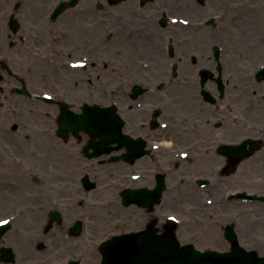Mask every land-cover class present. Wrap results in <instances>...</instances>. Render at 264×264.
<instances>
[{
	"label": "flooded vegetation",
	"instance_id": "obj_1",
	"mask_svg": "<svg viewBox=\"0 0 264 264\" xmlns=\"http://www.w3.org/2000/svg\"><path fill=\"white\" fill-rule=\"evenodd\" d=\"M40 192L61 240L172 219L197 249L264 251V0H0V264Z\"/></svg>",
	"mask_w": 264,
	"mask_h": 264
},
{
	"label": "rangeland",
	"instance_id": "obj_2",
	"mask_svg": "<svg viewBox=\"0 0 264 264\" xmlns=\"http://www.w3.org/2000/svg\"><path fill=\"white\" fill-rule=\"evenodd\" d=\"M102 68L101 66L99 67ZM112 67L109 66V70ZM121 68V67H120ZM36 199L32 206V216L34 221L31 224H27L25 220L28 222L27 218H21L19 221H15L10 226L9 231H7L6 235L3 239H7L8 242L11 243V247L15 254V262L13 264H22L26 257H32V264H56V262H63L67 260H75L79 259L81 264H100V256L98 255L96 248L101 243V239H97L92 241L90 239L88 226L84 227V231L82 235L78 238H70L69 236L63 237L64 240L60 238V233L56 232L60 229L51 230L50 232L45 231V218L47 213V209L51 208V202L48 197H44V193H38L35 195ZM198 206V205H195ZM87 210L86 206L82 208H78V215L83 214V212ZM201 212H206L204 209H197ZM4 211V207L0 205V213ZM164 213H172L177 212L179 216L192 220V216L188 215V212L185 208L180 205H177L175 209L172 208H164ZM7 215V214H6ZM77 215V213H76ZM168 215V214H167ZM214 215L206 214L204 220H207ZM245 218H248L246 216ZM22 220V221H21ZM107 220V217H106ZM186 223V220L183 219ZM183 221V222H184ZM85 224L86 220H84ZM205 223V222H202ZM202 225V224H201ZM206 225V224H205ZM67 227V226H66ZM68 228V227H67ZM65 227L61 228V233L65 232ZM27 230H30L32 234L35 236H24L27 234ZM55 231L54 234H51ZM47 236V238L45 237ZM178 240L180 244H187L192 242V238L187 235L188 238L182 237L180 233L177 234ZM29 240H28V239ZM31 238V239H30ZM100 238V236L98 237ZM26 239L30 245L31 249L26 248ZM42 244L44 249L38 250L37 245ZM212 244H214L212 242ZM196 245V244H195ZM216 246V249H228L229 245L225 244L223 246ZM199 247V246H197ZM201 250H203V246H200ZM29 250V254H25L24 251ZM24 253V254H23ZM258 254L263 255L264 251H258Z\"/></svg>",
	"mask_w": 264,
	"mask_h": 264
},
{
	"label": "water",
	"instance_id": "obj_3",
	"mask_svg": "<svg viewBox=\"0 0 264 264\" xmlns=\"http://www.w3.org/2000/svg\"><path fill=\"white\" fill-rule=\"evenodd\" d=\"M229 240L228 253L199 252L192 245L180 247L169 226L161 238L150 231L115 237L104 242L99 252L101 264H264V257L239 248L233 236Z\"/></svg>",
	"mask_w": 264,
	"mask_h": 264
},
{
	"label": "bare ground",
	"instance_id": "obj_4",
	"mask_svg": "<svg viewBox=\"0 0 264 264\" xmlns=\"http://www.w3.org/2000/svg\"><path fill=\"white\" fill-rule=\"evenodd\" d=\"M26 248H27V249H30V247H29L28 245H26Z\"/></svg>",
	"mask_w": 264,
	"mask_h": 264
}]
</instances>
